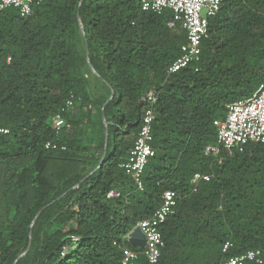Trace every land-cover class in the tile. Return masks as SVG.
<instances>
[{
  "label": "trees",
  "instance_id": "16d2710c",
  "mask_svg": "<svg viewBox=\"0 0 264 264\" xmlns=\"http://www.w3.org/2000/svg\"><path fill=\"white\" fill-rule=\"evenodd\" d=\"M185 42L180 19L143 12L140 0L0 11V264H120L122 249L135 250L127 235L167 190L179 198L157 264H219L250 250L264 261V144L204 152L226 106L264 85V0H223L198 61L167 76ZM71 96L57 131L52 118ZM149 107L154 156L138 190L119 166ZM196 173L209 181L193 186Z\"/></svg>",
  "mask_w": 264,
  "mask_h": 264
},
{
  "label": "built area",
  "instance_id": "2783aa9c",
  "mask_svg": "<svg viewBox=\"0 0 264 264\" xmlns=\"http://www.w3.org/2000/svg\"><path fill=\"white\" fill-rule=\"evenodd\" d=\"M41 1L0 0V11L12 8L17 10L21 17H27L30 15L32 7ZM222 2L223 0H140V8L143 12L161 14L165 10L171 11L177 19L181 20L185 31L186 42L180 47L178 57L168 67L167 76L198 61L201 41L207 37L208 19L216 15ZM169 26L173 27V23H170ZM72 99L71 96L60 112L52 118L55 130L59 131L65 126L61 113L72 108ZM146 99L151 104L154 103L152 91L147 93ZM153 120L154 114L149 107L142 114L137 137L126 162L119 166L138 190H142L144 168L154 156L151 146ZM213 125L217 128V138L215 144L205 148L206 155L214 157L220 154L231 155L233 151L241 149L247 144H264V85L248 99L227 105L224 120L222 122L214 121ZM0 134H7V130L0 129ZM45 148L56 150L58 147L47 142ZM59 149L64 150L65 148L60 147ZM209 178V175L196 173L191 179V184L196 186L200 181H209ZM107 197L116 198L118 194L111 191ZM178 198V194L172 190H167L162 194L159 208L150 218L140 221L137 225L145 237V247L134 248L135 250L122 249L120 264H131L139 255H142L149 264L158 263L161 249L164 246L160 228L166 219L174 213ZM231 247V243L226 242L222 247V253L227 254ZM219 264H264V261L259 250H250L239 256H225Z\"/></svg>",
  "mask_w": 264,
  "mask_h": 264
},
{
  "label": "water",
  "instance_id": "95a60500",
  "mask_svg": "<svg viewBox=\"0 0 264 264\" xmlns=\"http://www.w3.org/2000/svg\"><path fill=\"white\" fill-rule=\"evenodd\" d=\"M112 97H113V93L111 94V98ZM105 135L107 136L106 126H105ZM105 152H106V146H104V148H103L102 157H101V161H100V166H102ZM127 243H128L129 246H131L133 248L141 249V248L145 247V237L143 236V234H142V232H141L139 227L136 226L132 230V232L127 235Z\"/></svg>",
  "mask_w": 264,
  "mask_h": 264
},
{
  "label": "rangeland",
  "instance_id": "374dc122",
  "mask_svg": "<svg viewBox=\"0 0 264 264\" xmlns=\"http://www.w3.org/2000/svg\"><path fill=\"white\" fill-rule=\"evenodd\" d=\"M91 82H94L95 81V79L93 78V77H91V76H89V78H88ZM1 214H2V203H1V201H0V219H1Z\"/></svg>",
  "mask_w": 264,
  "mask_h": 264
}]
</instances>
